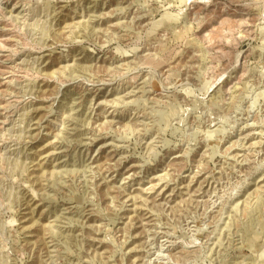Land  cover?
Instances as JSON below:
<instances>
[{
	"label": "rangeland",
	"instance_id": "1",
	"mask_svg": "<svg viewBox=\"0 0 264 264\" xmlns=\"http://www.w3.org/2000/svg\"><path fill=\"white\" fill-rule=\"evenodd\" d=\"M0 264H264V0H0Z\"/></svg>",
	"mask_w": 264,
	"mask_h": 264
}]
</instances>
